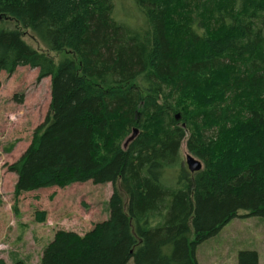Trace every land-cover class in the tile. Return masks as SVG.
Listing matches in <instances>:
<instances>
[{
    "label": "trees",
    "instance_id": "16d2710c",
    "mask_svg": "<svg viewBox=\"0 0 264 264\" xmlns=\"http://www.w3.org/2000/svg\"><path fill=\"white\" fill-rule=\"evenodd\" d=\"M128 1L140 25L118 19L114 0H0V73L50 78L47 115L8 166L15 198L88 181L113 188L108 218L83 236L56 232L40 264H198L196 249L240 211L264 219V0H194L179 41L172 19L187 0ZM62 51L74 58L56 63L50 54ZM212 81L239 103L219 116L209 98L202 113L218 123L204 137L190 113L201 104L183 105ZM183 141L199 172L181 167ZM237 264H258L257 254L241 251Z\"/></svg>",
    "mask_w": 264,
    "mask_h": 264
},
{
    "label": "rangeland",
    "instance_id": "374dc122",
    "mask_svg": "<svg viewBox=\"0 0 264 264\" xmlns=\"http://www.w3.org/2000/svg\"><path fill=\"white\" fill-rule=\"evenodd\" d=\"M167 2V0H155ZM116 17L140 25L141 18L128 0H114ZM177 5H180L177 1ZM177 8L172 19V35L180 40L191 23L198 7L194 0ZM8 26L13 27L12 23ZM210 34H217L215 24L208 25ZM24 41L36 50H44L28 31L23 32ZM57 63L65 58L74 57L70 52L51 53ZM38 70L18 67L11 75L0 73V260L5 264L20 262L40 264V258L53 240L56 232L70 231L81 236L90 231L96 223L108 218V200L112 194V185L93 184L88 181L68 187H51L23 193L15 198L16 176L8 171L29 146L34 130L43 123L50 103V78L37 80ZM135 83H138L135 81ZM212 85L201 93L190 92V99L184 101V107L191 108L201 104L199 111H190L193 129L201 136L211 137L216 134L218 120H214L202 111L207 110L209 98L215 96L216 103L212 110L222 116V110L238 107L239 98L222 91L213 81ZM220 82L217 84L219 85ZM199 100L201 101L199 103ZM212 127V129H210ZM139 129L133 128V131ZM133 131L128 135L130 138ZM191 154L185 146L180 147V165L186 169V157ZM187 170V169H186ZM175 172L169 171L162 181L166 184L175 182ZM44 212L43 223L36 220V213ZM255 252L258 264H264V219L248 216L240 211L238 217L226 224L221 231L202 243L195 252L198 264H237L238 253ZM127 264H134L130 260Z\"/></svg>",
    "mask_w": 264,
    "mask_h": 264
},
{
    "label": "water",
    "instance_id": "95a60500",
    "mask_svg": "<svg viewBox=\"0 0 264 264\" xmlns=\"http://www.w3.org/2000/svg\"><path fill=\"white\" fill-rule=\"evenodd\" d=\"M137 131L134 130L133 131V135L127 139V141L125 142V146L127 143H129L132 139L135 138V136L137 135ZM185 165H186V169L189 173H196L199 172L202 169V164L199 160L194 159L191 156H187L186 157V161H185Z\"/></svg>",
    "mask_w": 264,
    "mask_h": 264
}]
</instances>
